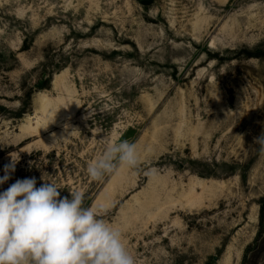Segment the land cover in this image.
<instances>
[{
  "label": "rangeland",
  "instance_id": "rangeland-1",
  "mask_svg": "<svg viewBox=\"0 0 264 264\" xmlns=\"http://www.w3.org/2000/svg\"><path fill=\"white\" fill-rule=\"evenodd\" d=\"M262 133L264 0H0V192H81L136 264H264Z\"/></svg>",
  "mask_w": 264,
  "mask_h": 264
},
{
  "label": "clouds",
  "instance_id": "clouds-1",
  "mask_svg": "<svg viewBox=\"0 0 264 264\" xmlns=\"http://www.w3.org/2000/svg\"><path fill=\"white\" fill-rule=\"evenodd\" d=\"M57 141L54 135L53 144ZM254 143L264 152V133ZM17 163L11 156L0 185L10 179ZM139 163L135 143L122 140L108 143L87 173L99 181L122 167L136 169ZM36 185L35 177L18 179L0 192V264H136L121 231L101 218L102 206L85 207L79 191H69L70 199L61 197L51 181Z\"/></svg>",
  "mask_w": 264,
  "mask_h": 264
}]
</instances>
